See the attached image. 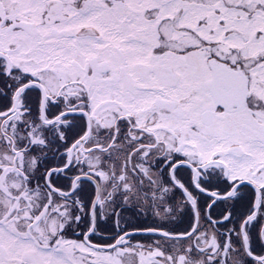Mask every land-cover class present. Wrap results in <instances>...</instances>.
Instances as JSON below:
<instances>
[{"label": "snow or ice", "instance_id": "obj_1", "mask_svg": "<svg viewBox=\"0 0 264 264\" xmlns=\"http://www.w3.org/2000/svg\"><path fill=\"white\" fill-rule=\"evenodd\" d=\"M0 264H264V0H0Z\"/></svg>", "mask_w": 264, "mask_h": 264}]
</instances>
